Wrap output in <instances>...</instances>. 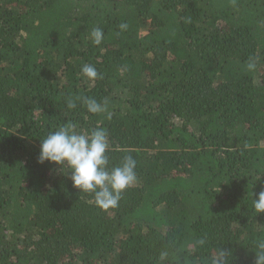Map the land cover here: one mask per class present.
<instances>
[{
    "label": "trees",
    "instance_id": "16d2710c",
    "mask_svg": "<svg viewBox=\"0 0 264 264\" xmlns=\"http://www.w3.org/2000/svg\"><path fill=\"white\" fill-rule=\"evenodd\" d=\"M67 121L137 161L117 207L38 162ZM261 191L264 0H0V264H255Z\"/></svg>",
    "mask_w": 264,
    "mask_h": 264
},
{
    "label": "clouds",
    "instance_id": "9594fccd",
    "mask_svg": "<svg viewBox=\"0 0 264 264\" xmlns=\"http://www.w3.org/2000/svg\"><path fill=\"white\" fill-rule=\"evenodd\" d=\"M127 27L125 23L120 25L122 30ZM103 37L101 28L95 27L91 30L90 38L93 44L100 45ZM255 67V61L250 58L245 65L246 70L251 71ZM81 73L88 80L102 78L91 64H84ZM82 100L89 113H107L108 119H111L112 113L108 111L107 100L99 102L91 97H83ZM69 107H75V104L69 103ZM109 149L108 134L103 128L78 131L74 123L67 121L58 130L49 132L41 139L38 162L58 165L61 173L68 169L73 187L81 192L93 194L96 206L107 210L117 207L122 194L137 180L135 158L126 155L118 166L112 167ZM252 207L257 214L264 213V191L259 192L257 199H252ZM196 243L198 246H204L206 241L199 239ZM252 251L256 256L255 264H264V238L256 239ZM168 256L167 251L160 253L162 261ZM204 264H233V255L230 251L217 247Z\"/></svg>",
    "mask_w": 264,
    "mask_h": 264
}]
</instances>
